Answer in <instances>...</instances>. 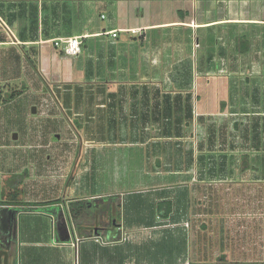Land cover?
<instances>
[{
  "label": "crops",
  "instance_id": "0c3cea01",
  "mask_svg": "<svg viewBox=\"0 0 264 264\" xmlns=\"http://www.w3.org/2000/svg\"><path fill=\"white\" fill-rule=\"evenodd\" d=\"M0 1L53 2L39 5L35 36L29 35L26 18L16 17L12 10L0 12V59L1 51L8 49L0 67V76L5 77L0 79L6 83L28 73L16 48L80 37L81 53L75 59L82 58L87 42L88 57L94 58L95 69L86 72L87 82L124 86L122 105H127L131 92H138L130 87L158 86L167 76H202L204 83L206 76H249L246 94L233 92L232 102L238 105L228 112L232 128L239 130L249 116L258 128L264 122V0ZM1 13L11 19L3 20ZM183 31L187 37L198 33L210 40L215 37V54L207 56L201 68L195 67L194 54L201 44L181 43L176 33ZM42 47L37 62L40 72L48 74L41 67ZM44 56L48 59V52ZM224 56L232 61L225 62ZM51 59L57 60L54 48ZM69 71L57 72L61 77L54 78L64 80L67 87H80L75 84V70ZM99 89L106 96L116 92L102 85ZM160 91L192 93L173 88ZM66 106L71 110L69 103ZM104 106L93 101L87 112L93 114ZM213 112L202 104L195 114L204 118ZM216 113L225 120L224 111ZM248 128L246 139L253 141V127ZM50 141L31 152L28 139L0 137V264H264V152L219 153L210 159L212 165L205 162L195 171L191 168L195 152H184L185 148L178 155L183 167L146 170L151 180L130 194L145 191L147 198L128 205L121 200L125 193L109 195L110 190L98 186L95 190L94 185L108 148L139 142L93 138L90 142L101 148L84 155L65 152L72 148L71 140H64L68 147L63 150L57 146L58 137ZM82 158L87 160L84 167H80ZM164 159L158 152L146 162L149 167ZM162 202L168 205L161 208Z\"/></svg>",
  "mask_w": 264,
  "mask_h": 264
},
{
  "label": "rangeland",
  "instance_id": "374dc122",
  "mask_svg": "<svg viewBox=\"0 0 264 264\" xmlns=\"http://www.w3.org/2000/svg\"><path fill=\"white\" fill-rule=\"evenodd\" d=\"M45 3L50 5L53 2L0 1V12L8 14V11L12 10L15 11L16 17L23 16V18H26L27 31L30 36H35L34 26L37 19V10L39 5L43 8ZM137 3L140 4V2ZM1 15L3 14L1 13ZM2 19L9 21L11 18L3 15ZM44 31L45 26H43L41 33H44ZM176 34H180L179 39L181 43L197 41L199 45L201 44V48L195 49L194 52L197 57L196 68H201V64L207 61V56L213 53L215 54V37H212V40L206 39V34L202 33L187 37L184 31L177 32ZM40 44L25 50L16 48L21 58L25 59L22 68L26 70V73L28 72L26 75L16 77V79L9 78L15 79V83H6L0 79V137H6L12 140L13 135L16 134L17 139L25 138V140H30L27 147L31 152H38L44 148L42 142L50 143L52 136H55L60 139V143L57 145L58 148H62V150L67 148L68 145L66 146L64 140H71L73 142V144L71 143L72 148L65 152L75 154L79 152L84 155L90 153V150H98L101 148L98 145L94 146L93 142H90L93 138L103 139V137H108L112 142H139V145L120 144L119 146L108 148L105 152V157H103V162L99 165V173L96 176L98 181L94 185L95 190H97L98 186L106 189L107 192L110 190L109 195L118 194L119 197L122 193H125V195L121 196V200L123 202L126 201L130 205L135 200H145L148 196L145 191L137 195L130 194L135 191L133 190L135 187L145 185L151 180L146 170L153 171L152 169H157L158 166H161L160 169L163 172L166 169L179 168V166L180 168L183 167L182 156L178 157V155L185 148L186 150L184 152H188L189 150L192 153L195 152L196 161L191 163V168L196 169L195 171H198L205 162L212 165L214 161L210 159L215 158L219 153L239 152L246 154L255 152L261 154L264 152V122L261 120L258 128V126H254V120L249 119L251 118L250 116L245 117L246 123L242 124L239 130H234L232 128L233 117L228 115V112L232 110L231 107L234 104L236 106L238 105L237 101L235 103L232 102L233 92L235 93V91L237 92L239 90L243 92L242 94H246L245 91L249 87V82L247 81L248 78L250 79L249 76H206L204 83L202 76H188L182 73L179 76H167L168 79L158 83V86L151 85L150 83L146 84L150 88L157 87L159 90L173 88L177 92L180 90H189L192 92L194 101L193 127L191 128L192 137L176 139L168 135V133H165L162 122L152 124L151 121L142 122L138 120L137 115L133 114L131 110L133 102L131 103L130 98H126L127 102L125 103L127 105H122V113H120L118 103H116L117 100L106 96L105 92H101L99 89L102 85L105 90L114 88L112 90L117 92L120 86L111 88V85L107 81L99 85L94 82L92 84L87 82L90 76L86 72L92 71L93 66L91 65L94 59L88 57L90 42L86 44L88 47L86 52L85 46L82 47L83 54L80 59H75V57H61L63 53L59 52V48L58 50L54 47V43H50L48 46ZM39 46H43V63L41 67L47 69L48 74L40 72L39 62H37L40 50ZM53 48L57 60L51 59ZM7 50L5 48L1 51L0 67H2V62H5L8 58L4 57V52L6 53ZM219 51L221 49H216V53ZM44 52H48V59L44 56ZM26 54L29 56L28 59ZM230 56H224L225 62L232 61ZM77 60L82 63L77 62ZM81 69L83 70L78 72ZM69 70H75L74 76H77L75 78L77 83L75 84H81L80 87L78 85L67 87L64 80H56L54 78L56 76L61 77L57 72L61 74ZM3 77L5 76H0V78ZM81 77L82 80L85 79L87 82L86 85L85 81V83L80 81ZM96 77L98 78L97 80L100 79L99 76ZM111 78L120 79L119 76H111ZM18 80H20L19 82L21 84H18ZM255 82L259 84L258 80ZM139 87L136 86L135 88ZM186 93L189 92L182 94ZM11 95L14 97L12 100L10 99ZM195 95H198V99ZM202 100L206 102L201 103ZM93 101L95 104H105V106L103 109H99L92 114L87 112V108L89 109ZM240 101L241 104L244 103V98H240ZM67 103H69L71 110H68ZM202 104L209 105L212 112L214 110L216 112L224 111L225 120L223 121V117L213 112V115L204 117L203 120L198 121L197 118L200 115L198 113L196 115L195 112L199 110ZM123 106H125V109H123ZM149 107H152V105ZM32 108H35L34 114H32ZM100 110L102 111L100 112ZM89 116L95 118L89 119ZM148 120H151V118ZM119 124H122L121 128H118ZM247 126L255 127L254 131L251 130V133H255V135L253 134V141L252 137L248 141L246 139L245 133L247 129H250ZM260 138L263 139L262 143ZM158 152L165 159L163 161H153L152 166L149 164L148 167L146 158L155 157ZM172 154L175 155L172 156ZM168 158L170 160H167ZM172 158H175L176 161ZM85 163H87V160L83 161L82 158L80 167H84ZM95 203L96 205L101 204L98 200ZM111 219H113V216Z\"/></svg>",
  "mask_w": 264,
  "mask_h": 264
},
{
  "label": "trees",
  "instance_id": "16d2710c",
  "mask_svg": "<svg viewBox=\"0 0 264 264\" xmlns=\"http://www.w3.org/2000/svg\"><path fill=\"white\" fill-rule=\"evenodd\" d=\"M122 89L124 86H120L117 92L107 94L108 97L117 100L120 113H122L121 101L125 99L120 92ZM130 89H138V92H131L128 97L133 102L131 110L133 114L137 115L138 120L142 122L151 121L152 124L162 122L165 133L176 139L192 137L194 101L191 93L163 94L159 88H150L147 85H142L139 88L130 87ZM149 90L154 91L150 96L147 95ZM13 98L11 95L10 99ZM150 105L152 107H149ZM150 118L151 120H148ZM203 119L202 116L197 118L198 121ZM254 126L257 127V124ZM254 129L255 127H253V131ZM166 205H168L167 202L160 204L161 208Z\"/></svg>",
  "mask_w": 264,
  "mask_h": 264
},
{
  "label": "built area",
  "instance_id": "2783aa9c",
  "mask_svg": "<svg viewBox=\"0 0 264 264\" xmlns=\"http://www.w3.org/2000/svg\"><path fill=\"white\" fill-rule=\"evenodd\" d=\"M101 18H104L101 16ZM135 31L132 30V33ZM112 37L115 38V32L111 33ZM81 38L80 37H70L54 41V46L59 48L66 56L77 57L81 53Z\"/></svg>",
  "mask_w": 264,
  "mask_h": 264
},
{
  "label": "water",
  "instance_id": "95a60500",
  "mask_svg": "<svg viewBox=\"0 0 264 264\" xmlns=\"http://www.w3.org/2000/svg\"><path fill=\"white\" fill-rule=\"evenodd\" d=\"M34 112H35V109L32 108V113H34ZM15 138H16V134L13 135V139H15ZM55 138H57V137H55Z\"/></svg>",
  "mask_w": 264,
  "mask_h": 264
}]
</instances>
